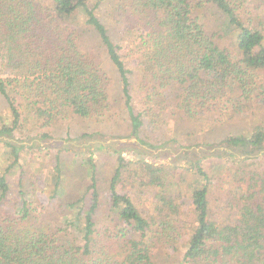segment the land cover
Returning <instances> with one entry per match:
<instances>
[{"label": "trees", "instance_id": "trees-1", "mask_svg": "<svg viewBox=\"0 0 264 264\" xmlns=\"http://www.w3.org/2000/svg\"><path fill=\"white\" fill-rule=\"evenodd\" d=\"M51 2L0 0V94L11 115L8 121L0 114V137L14 138L30 118L46 128L72 115L91 119L110 109L112 79L94 47L81 49L78 21L106 47L136 137L144 125L131 92L137 75L153 103L147 112L162 119L170 110L209 126L252 106L264 109V0ZM105 13L131 38L139 58L136 70L126 65L122 45L102 18ZM225 142L248 156L262 151L264 126ZM5 143L12 160L0 173V203L10 191L8 172L21 160L23 147ZM114 150L116 167L106 189L99 186L96 160L84 161L79 194L61 204V211H52L60 220L35 219L28 198L16 216L1 217L0 264H155L181 242L186 250L177 264H264V165L229 174L222 208L228 213L219 219L211 210L216 177L198 161L192 163L193 185L183 192L170 179L175 167L125 158L127 145ZM55 160L52 199L65 192L63 162ZM141 190L149 193L143 196L148 204L141 203ZM183 205L191 208L192 221L181 216ZM103 212L110 214L107 223ZM191 225L186 237L184 228Z\"/></svg>", "mask_w": 264, "mask_h": 264}, {"label": "rangeland", "instance_id": "rangeland-1", "mask_svg": "<svg viewBox=\"0 0 264 264\" xmlns=\"http://www.w3.org/2000/svg\"><path fill=\"white\" fill-rule=\"evenodd\" d=\"M43 1L52 3L51 0ZM106 16L107 13L102 15V18L107 20L106 25L113 40L122 45L120 53L126 65L131 70H136L139 58L133 50L135 46L131 38L122 34L120 24L107 19ZM75 27L79 33L81 49L89 50L94 47L101 55L103 68L112 79L111 107L97 118L84 119L72 115L46 128H39L30 118L25 126L15 133L14 138L0 137V173L6 171L12 160L7 156L9 146L5 140H11L23 146L19 151L21 160L11 169L13 172H8L11 188L6 199L0 203V219L5 216H16L17 207L22 205L23 198H28L35 219L52 220L50 218H56L60 220V215L52 211H61L63 209L61 204H68V199L73 196L75 198L79 194L78 188L86 174L83 162L91 157L96 160L100 178L99 186L106 189L116 167L117 154L114 149L120 147V144L127 145L130 149L129 152L124 153L125 158L134 160L143 158L152 164L175 167L170 179L174 180V188L180 186L183 192H189L190 186L193 185L195 177L193 173L196 169L192 163L198 161L209 174L216 177L215 186L212 189L211 210L214 212L213 215L216 217L219 215L218 218L222 219L228 213H223L222 208L228 198L226 186L229 185V174L234 170L258 169L264 165V149L262 151L256 149L248 156L242 148L232 147L225 140L231 135L245 134L257 124L261 123L264 126V109L260 110L252 106L246 113L235 115L228 121L223 118L221 122L209 126L183 120L173 115L170 110L163 113L162 119L147 112L153 103L149 102L147 92L140 87V78L137 75L132 78L131 92L135 112L143 113L144 125L139 137H136L132 135L131 120L125 106L119 73L106 47L98 35L85 27L84 22H76ZM146 99L149 104L146 103ZM0 114L10 121V110L1 94ZM39 133L45 136L42 134L40 136ZM141 139L155 144V148L147 146L141 142ZM57 157L63 162L61 168L62 176L65 178V192L52 199V186L56 181L55 159ZM221 166L223 171H219ZM180 172H182L181 175ZM179 179L182 180L181 185H178ZM20 189L25 192V196H21ZM143 192L141 203L148 204L143 197L148 192ZM186 198L188 199V196ZM187 204H190L189 200ZM190 210L188 205H183L181 216L186 221H192L193 214ZM104 214L107 216H103V223H107L110 221V214ZM191 227L192 225L185 226L186 237L190 234ZM185 250L181 242L177 250H170L162 254L161 258H155V264H177Z\"/></svg>", "mask_w": 264, "mask_h": 264}]
</instances>
